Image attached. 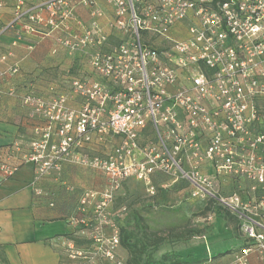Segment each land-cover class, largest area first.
Wrapping results in <instances>:
<instances>
[{
  "label": "built area",
  "instance_id": "built-area-1",
  "mask_svg": "<svg viewBox=\"0 0 264 264\" xmlns=\"http://www.w3.org/2000/svg\"><path fill=\"white\" fill-rule=\"evenodd\" d=\"M8 30L13 46L51 39L54 51L81 58L64 90L21 98L39 121L21 156L36 167V195L37 180L64 164L104 177L70 217L83 242H56L70 264H122L113 200L127 179L154 194L155 172L185 180L191 198H213L238 221L246 245L225 262L207 250L200 264H264V0H16L0 34ZM18 167L1 160L0 179ZM219 176L244 187L222 195Z\"/></svg>",
  "mask_w": 264,
  "mask_h": 264
},
{
  "label": "crops",
  "instance_id": "crops-1",
  "mask_svg": "<svg viewBox=\"0 0 264 264\" xmlns=\"http://www.w3.org/2000/svg\"><path fill=\"white\" fill-rule=\"evenodd\" d=\"M15 1L2 0L0 27L11 21ZM26 1L32 3L35 0ZM12 35L11 30L0 34V56L11 51V55L5 60L0 59V70L5 73L3 79L5 93L0 97V161L8 159L12 163L19 164V167L10 178L0 179V246L9 264H61L62 255L56 242L64 234L74 230L73 228L66 232L67 227L61 223L67 221L68 225L73 226L70 223L73 201L65 197L62 191V195L57 196L54 203L45 196H36L32 185L36 167L32 163L21 160L29 141L33 138V127L39 122L37 119L28 117L21 103V97L28 91L44 96L47 94L48 81L52 78L45 75L39 76V73H44L42 65L46 64L47 45L52 40H42L35 48L28 50L23 42L11 45ZM15 63L18 64V70L8 71L9 67ZM15 141L23 143L20 152L13 150L12 145ZM204 172L213 174L208 167L204 168ZM85 173L77 167L74 168L73 165L64 164L55 179H70V181L79 182V179L89 177L82 176ZM103 179L102 176V184ZM216 179H225L224 192L220 194L228 195L236 190L235 180L238 181V179L220 176ZM174 182L162 172H155L151 176V184L153 183L156 188L163 183L170 186ZM42 186L45 187L46 184L43 183ZM230 239H236L238 244L227 249H218L215 253L240 246V234L239 237L228 238L224 233L217 243L214 244L212 241L214 244L212 249L219 245V241L225 242ZM198 255L199 252L197 253L196 250V256ZM251 264H260V262L253 256Z\"/></svg>",
  "mask_w": 264,
  "mask_h": 264
},
{
  "label": "rangeland",
  "instance_id": "rangeland-1",
  "mask_svg": "<svg viewBox=\"0 0 264 264\" xmlns=\"http://www.w3.org/2000/svg\"><path fill=\"white\" fill-rule=\"evenodd\" d=\"M46 74L53 75L51 71ZM113 143L109 144L111 146ZM73 165L74 168H78L80 171L86 172L82 176H89L87 179H79V182L70 179H55L59 175V171L54 169L49 170L44 176L37 180L35 187L40 189L41 194L36 196H45L50 198L54 203L55 198L62 195L68 197L73 201L72 215H75V208L78 197L89 189H97L102 184V176L99 171L90 169L78 164ZM47 178V179H45ZM64 181V183H62ZM43 183L46 184L43 187ZM155 193L150 194L148 191V185L141 181L129 180L116 194L111 206L112 218L115 220L120 205H126L127 211L120 218H118V224L121 225L125 233L129 236L130 243H135L140 246L143 243H151L155 238L162 237L163 241L156 248L153 246L148 247V252L153 258L158 259L166 252L176 254L179 259H182L184 255L190 253L202 252L205 247H208L210 254H215L219 249H227L231 246L238 244L236 239L226 240L225 242L219 241V245L212 249L218 240L224 236L222 228V220L220 217L214 218L213 221V236L209 238H189L185 236L187 229L191 227H201L202 220H197L198 211L201 210L204 200L207 198H191L186 201H179L172 197L171 199H165L164 194L157 191L156 186L152 183ZM162 195V196H161ZM196 215V216H195ZM118 216V215H117ZM200 217V216H199ZM212 220V219H211ZM210 220V221H211ZM206 221V220H205ZM67 221L61 222L62 225L67 227L66 232L71 231L74 227L68 225ZM117 222V221H116ZM63 233L65 231H62ZM61 233V234H63ZM75 239H79V234L73 232ZM213 237V238H212ZM212 238V239H211ZM213 241V243H212ZM59 249V248H58ZM65 264H70L63 249H59ZM118 254V252H117ZM120 255L129 259V254L125 250L120 251ZM202 257V255L196 256V258ZM98 264H107L103 261H99Z\"/></svg>",
  "mask_w": 264,
  "mask_h": 264
},
{
  "label": "trees",
  "instance_id": "trees-1",
  "mask_svg": "<svg viewBox=\"0 0 264 264\" xmlns=\"http://www.w3.org/2000/svg\"><path fill=\"white\" fill-rule=\"evenodd\" d=\"M46 54H47V57L45 59L46 64L42 65L44 69V73L40 72L39 76L45 75L53 79L48 81L49 84L48 87L53 85L57 91L64 90L68 81L73 76L80 75L81 62L79 61L81 60V58L79 56H68L64 54L62 50L54 51L52 42L47 45ZM49 71H51L54 74L52 76L46 74V72ZM28 93H31V91L26 92L24 95ZM20 144L21 146L23 145L22 142H20ZM129 180L131 179H127L123 183V185ZM213 180L216 183L215 184L216 190L219 193H223L224 192L223 189L225 187L224 185L225 179H213ZM235 181H236V187H235L236 189H238V187H244V180L238 179V181L240 182H238L237 180ZM157 191L161 193H165L164 194L165 199H171L172 197H174L179 201H183V202L191 199V197L189 196V184L183 179L176 180L172 185L168 186L167 188H161L159 186L157 188ZM126 211H127V206L120 205L118 213L116 214L115 217V222L117 221L116 223L119 228V246L117 250L118 252L117 256L122 260V264H200L204 260L208 259L207 258L208 247H205V249L202 252H200L199 255H202V257L199 258H196V253H192L193 254L192 257L190 253H188L184 255L182 259H179L178 257H176L177 256L176 254L170 252L164 253L158 259L153 258L150 252H148V247L153 246V248H156L160 243H162L163 238L162 237L155 238L154 241H152L151 243L150 242L143 243L138 247L135 243H130L129 236L125 233L124 229H122L121 225L118 224V218H120L123 214H125ZM208 216H211L212 219V220L210 219L211 221L207 219ZM216 217L221 218L223 225V232L225 233V235H227L228 238L239 237L238 221L236 217L233 214H231L227 209H224L221 206H219L217 204V201L213 198H208L207 200H204V204L201 210L198 211L197 217H194V219L198 218L197 220L201 219L202 222L204 221L203 224H201V227H197V228L191 227L190 229H187V231L185 232V236L189 238L211 237L213 235L212 234L213 221L214 218ZM73 232H76V230L64 234L63 237L65 236L72 237ZM240 239H241V244L239 247H236L234 249H228L215 254H210V258L218 262H225L233 252L238 251L240 248L246 245L245 241L241 238V236ZM75 240L78 244L83 242L81 239L76 238ZM124 248L129 254V259L124 258L120 255V251L123 250ZM61 262H62L61 264H65L63 257H61ZM0 263L9 264L1 246H0Z\"/></svg>",
  "mask_w": 264,
  "mask_h": 264
}]
</instances>
